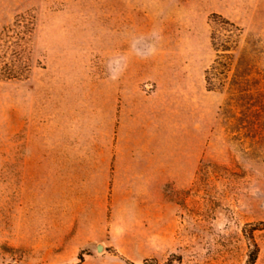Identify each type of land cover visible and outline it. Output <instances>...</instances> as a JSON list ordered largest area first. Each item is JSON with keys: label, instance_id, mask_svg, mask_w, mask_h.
<instances>
[{"label": "rangeland", "instance_id": "rangeland-1", "mask_svg": "<svg viewBox=\"0 0 264 264\" xmlns=\"http://www.w3.org/2000/svg\"><path fill=\"white\" fill-rule=\"evenodd\" d=\"M169 260L264 264V0H0V264Z\"/></svg>", "mask_w": 264, "mask_h": 264}, {"label": "water", "instance_id": "water-1", "mask_svg": "<svg viewBox=\"0 0 264 264\" xmlns=\"http://www.w3.org/2000/svg\"><path fill=\"white\" fill-rule=\"evenodd\" d=\"M95 249H96L97 251H101V250H102V245H101V244H97V245L95 246Z\"/></svg>", "mask_w": 264, "mask_h": 264}, {"label": "trees", "instance_id": "trees-1", "mask_svg": "<svg viewBox=\"0 0 264 264\" xmlns=\"http://www.w3.org/2000/svg\"><path fill=\"white\" fill-rule=\"evenodd\" d=\"M165 264H172V261L169 260L168 262H166ZM178 264H180V262H178Z\"/></svg>", "mask_w": 264, "mask_h": 264}]
</instances>
